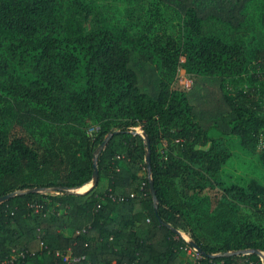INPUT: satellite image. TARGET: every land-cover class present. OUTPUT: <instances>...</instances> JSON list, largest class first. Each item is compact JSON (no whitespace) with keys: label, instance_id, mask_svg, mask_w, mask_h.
Masks as SVG:
<instances>
[{"label":"trees","instance_id":"trees-1","mask_svg":"<svg viewBox=\"0 0 264 264\" xmlns=\"http://www.w3.org/2000/svg\"><path fill=\"white\" fill-rule=\"evenodd\" d=\"M162 1L239 29L252 0ZM54 5L0 0V28L11 32L0 33V74L16 64L34 75L0 92V197L26 191L0 203V264L20 251L26 257L11 264H264V185L203 182L226 158L212 130L239 136L251 153L264 133V110L229 93L220 72L223 54L237 52L201 43L193 86L175 94L154 60L160 47L139 49L111 31L34 41ZM82 54L84 94L71 88ZM256 57L264 65V48ZM109 135L98 184L78 192L93 185L96 150ZM259 158L264 164V150ZM191 243L202 250L196 262L181 256ZM245 249L254 251L237 253ZM69 250L83 258L64 261Z\"/></svg>","mask_w":264,"mask_h":264},{"label":"rangeland","instance_id":"rangeland-1","mask_svg":"<svg viewBox=\"0 0 264 264\" xmlns=\"http://www.w3.org/2000/svg\"><path fill=\"white\" fill-rule=\"evenodd\" d=\"M263 5L264 0H252L247 9V20L241 28L234 29L214 18L195 20L181 15L174 6L162 0H55L52 16L40 21L33 40H41L48 33L70 38L111 31L126 44L139 49L160 47L154 60L165 85L175 94L184 93L193 86L201 43L226 47L237 52L234 58L231 54H223L224 65L220 72L226 90L240 96L245 106L264 110V65L256 57L257 50L264 48V27L260 21ZM0 33L11 32L1 27ZM169 40L174 41L172 47ZM79 57L84 58L83 54ZM86 64L84 58L72 76L71 88L80 94L89 87ZM33 78L27 69L13 64L7 74H0V92L6 93L4 87L12 81L28 83ZM98 86L103 87L99 81ZM106 98L114 102V94L110 93ZM137 131L142 133L140 127ZM210 136V142L226 158L219 171L203 177L208 187L234 185L247 190L253 180L264 185V164L259 158V153L264 150V133L260 135L257 153L246 150L237 135H223L212 130ZM159 150H167V143L161 141ZM78 191L85 190L80 187ZM181 256L190 262L197 260L187 251Z\"/></svg>","mask_w":264,"mask_h":264},{"label":"water","instance_id":"water-1","mask_svg":"<svg viewBox=\"0 0 264 264\" xmlns=\"http://www.w3.org/2000/svg\"><path fill=\"white\" fill-rule=\"evenodd\" d=\"M111 137H112V135H109L96 150V156H95V161H94V166H95L94 179H93L94 183H93V185L90 188L86 189L85 191L95 187L98 184L99 170H98V167H97V155L100 153V151L102 149L105 148L106 144L108 143V141H109V139ZM148 147H149V153H148V157H147L148 171H149V173H151V154H150V143H149V140H148ZM150 188H151V193H152L153 199L156 201L157 200L156 192H155V189H154L152 181L150 182ZM77 191H78V188H77ZM85 191H78V192H85ZM24 192H26V191H17V192H14V193H10V194L4 195V196L0 197V203L5 201V200H7V199H9V198H11V197H13V196L22 194ZM156 209H157V207H156ZM192 246L197 248L200 252H202V250L199 247H197L195 244H192ZM252 251H254V250L245 249V250L237 251V253L247 254V253H250Z\"/></svg>","mask_w":264,"mask_h":264},{"label":"built area","instance_id":"built-area-1","mask_svg":"<svg viewBox=\"0 0 264 264\" xmlns=\"http://www.w3.org/2000/svg\"><path fill=\"white\" fill-rule=\"evenodd\" d=\"M186 239H187V237H186ZM184 251H187L189 254L196 256L197 260L201 256L199 250L197 248L193 247L192 245L186 247V249ZM57 254L60 256L62 255L61 252H57ZM25 257H26V252H24V251L14 252L9 257L4 258V260H2V261L5 264H11L14 261L18 260L19 258H25ZM82 258L83 257H73L72 252L70 250L68 252H66L63 256V260L67 261V262H71L72 260L78 261Z\"/></svg>","mask_w":264,"mask_h":264}]
</instances>
